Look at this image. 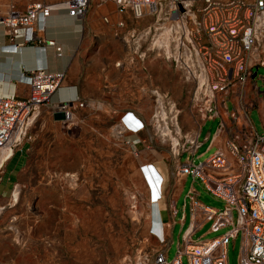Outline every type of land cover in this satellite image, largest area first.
Returning a JSON list of instances; mask_svg holds the SVG:
<instances>
[{
	"label": "built area",
	"instance_id": "built-area-1",
	"mask_svg": "<svg viewBox=\"0 0 264 264\" xmlns=\"http://www.w3.org/2000/svg\"><path fill=\"white\" fill-rule=\"evenodd\" d=\"M92 1L68 0L49 5L46 0H26L23 11L9 7L0 16V26L11 43L18 41L16 47L40 44L33 35L38 20L47 18L55 9L66 10L69 17L80 19ZM110 1L118 15L128 13L133 20L153 18V23L143 32L136 31L132 39L137 44L146 43V52L161 57L193 86L191 108L200 121L219 118V109L229 96L253 80L254 69L264 67V55L261 57L264 54V0ZM117 27H122V22ZM55 52L59 55V48ZM62 78V74L38 69L27 79L30 94L26 99L0 97V154L11 153L31 140L33 120L41 107H48L49 97ZM260 94L264 99V80ZM154 104L151 124L165 126V121H176L177 114L172 108ZM71 106L72 103L61 102L52 108L69 119ZM240 108L249 110L252 105L241 98ZM241 125L226 142L227 155L216 151L203 162L182 166L175 172L176 179L197 180L206 193L222 203V209L202 206L188 193L190 223L170 262L166 260L168 247L159 223L150 221L148 234L163 246L154 251L151 264H181L182 256L186 264H227V245L237 236L240 237L238 264H264V131L257 135L246 116ZM116 129L117 135L137 134L143 130V124L125 112L119 117ZM198 146L193 137L184 139L181 145L178 142L170 145L191 156ZM139 172L149 195L147 204L150 209L154 208L161 201L162 179L150 165L139 167ZM197 215L201 222L196 220ZM202 222L209 223V234L229 229L213 239L192 242L190 237Z\"/></svg>",
	"mask_w": 264,
	"mask_h": 264
},
{
	"label": "rangeland",
	"instance_id": "rangeland-1",
	"mask_svg": "<svg viewBox=\"0 0 264 264\" xmlns=\"http://www.w3.org/2000/svg\"><path fill=\"white\" fill-rule=\"evenodd\" d=\"M146 18L148 22L137 33L153 23V18ZM146 47V43H139L137 49L153 55L146 52ZM253 73V85L261 93L264 67L254 69ZM242 90L233 94L231 103L225 104L228 111L231 107L234 111V120L228 122L233 132L240 129L248 111L240 108ZM190 99L191 94V108ZM256 100L257 110L248 112V121L255 133L262 135L264 99L257 95ZM164 102L155 96L154 103ZM172 111L176 114L175 109ZM194 120L188 131H197L199 121ZM165 123L158 126L157 135L177 141L179 132L174 122ZM217 125L218 118L206 121L200 128L199 142L206 135L212 137ZM105 127L109 128V124ZM110 128L111 134H103L102 126L87 117L85 106L71 111L69 119L54 107L38 110L30 127L31 140L14 149L0 167V264L152 263L157 243L148 234L149 195L136 172V159L129 153H115L118 149L107 142L111 137L120 141L124 136L117 135L115 127ZM206 147L207 142L197 149L194 165L212 152H205ZM185 158L189 159L183 154L181 161ZM190 181L187 178L179 185L180 194L175 198L176 215L166 252L168 262L174 259L187 226V206L182 210V205L186 204L183 196ZM193 187L203 205L222 209V203L206 193L197 180ZM181 215L185 216L182 226ZM208 229L209 224H204L191 239L210 240L229 227L216 234L207 233ZM239 248V236L229 240L227 264H238ZM181 264H186L184 256Z\"/></svg>",
	"mask_w": 264,
	"mask_h": 264
},
{
	"label": "crops",
	"instance_id": "crops-1",
	"mask_svg": "<svg viewBox=\"0 0 264 264\" xmlns=\"http://www.w3.org/2000/svg\"><path fill=\"white\" fill-rule=\"evenodd\" d=\"M65 1L68 0H46V3L56 5ZM25 6L26 0H0V16L6 14L9 7L23 11ZM119 22H122V27H117ZM147 22L146 17L133 20L128 13L118 15L110 0H93L80 19L69 17L66 10L55 9L47 18L38 20L33 27V35L40 44L16 47L14 45H17L18 41L11 43L0 26V97L26 99L30 94L27 81L30 73L43 69L50 74L63 75L58 88L49 97L47 108L50 109L52 105L61 102L72 103V111L85 106L87 117L95 119L96 123L102 126L104 130L102 133L107 135L111 134L110 127L116 128L119 117L125 112L131 113L139 120L143 124L141 132L125 133L120 141L111 137L107 142L118 149L115 153L119 155L129 153L136 159L135 169L140 178L139 167L150 165L162 179L161 201L154 209L151 208L153 212L149 209V219L152 223H159L168 247L171 242L170 231L174 224L172 220L176 215L175 198L180 194L179 185L190 178L176 179L174 174L182 166L194 165L195 153L205 142H207L205 152L212 150L208 156L216 151L227 155L226 142L235 132L231 131L228 124L234 120V112L232 114V107L231 111H228L225 104L228 101L231 103L230 98L233 95L229 96L223 108L219 109L218 125L212 137L206 135L202 143L199 142L200 128L206 121H200L195 110L188 105L193 86L183 80L161 57L138 51V44L132 39L133 34ZM47 42H52V45H46ZM56 47L59 48V55L55 52ZM247 84L242 87L243 99H246L244 103L252 105L247 111L246 118L253 130L248 121V112L252 109L257 110L256 97L261 94L256 91L252 81ZM155 96L164 99L163 108L170 107L176 110L174 126L179 135L175 142L181 145L184 139L193 137L199 143L192 156L170 147L175 142L157 135L161 123L157 124L159 127L150 123L155 111ZM79 103L82 104L80 107ZM196 119L199 121L197 131H188L189 124L193 120L197 122ZM261 123L264 131V121ZM108 124L109 128L105 127ZM183 154L189 159L181 161ZM194 181H190L183 196L187 205L183 202L182 210L187 206L188 212L184 232L190 223L188 193L199 204L205 206L198 199L199 193L193 187ZM196 220L201 222L198 215ZM184 221L185 216L181 215L180 226ZM204 224L207 222H202L200 229ZM192 236L190 240L194 242ZM154 241L156 242L155 239ZM162 247L157 243L156 250Z\"/></svg>",
	"mask_w": 264,
	"mask_h": 264
},
{
	"label": "bare ground",
	"instance_id": "bare-ground-1",
	"mask_svg": "<svg viewBox=\"0 0 264 264\" xmlns=\"http://www.w3.org/2000/svg\"><path fill=\"white\" fill-rule=\"evenodd\" d=\"M162 116V115H161ZM164 116V115H163ZM68 118H69V116H68ZM173 126V125H172ZM165 128V127H164ZM165 130V129H164ZM167 133V132H166ZM168 134V133H167ZM172 141V140H171ZM174 141V140H173ZM174 143V142H173ZM180 143V142H179ZM173 145V144H172ZM11 157V153L10 152H6L5 154H0V167H1V165H2V163L4 162V161H6V160H8L9 158ZM13 197L15 198L16 196H15V194H13ZM154 209V208H153ZM153 209H151V211L153 210ZM153 212V211H152ZM151 212V213H152ZM150 213V214H151ZM157 214H158V212H157ZM156 215V214H155ZM152 216V215H151ZM153 217H154V215H153ZM148 218H149V216H148ZM156 218V217H155ZM153 219V218H152ZM149 221H150V219H149Z\"/></svg>",
	"mask_w": 264,
	"mask_h": 264
}]
</instances>
